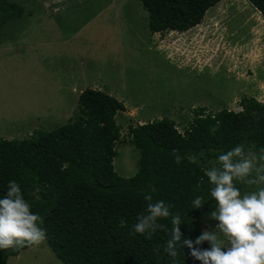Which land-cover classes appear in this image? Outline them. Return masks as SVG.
I'll return each instance as SVG.
<instances>
[{
    "label": "rangeland",
    "instance_id": "rangeland-1",
    "mask_svg": "<svg viewBox=\"0 0 264 264\" xmlns=\"http://www.w3.org/2000/svg\"><path fill=\"white\" fill-rule=\"evenodd\" d=\"M23 8L0 34V138L22 139L75 119L86 88L114 96L121 141L114 170L135 174L129 126L166 116L179 132L197 107L238 111L264 100V18L248 0H221L201 23L151 33L140 0H8ZM210 217L201 230L212 231ZM227 243V238L220 236ZM7 264H63L47 242Z\"/></svg>",
    "mask_w": 264,
    "mask_h": 264
},
{
    "label": "trees",
    "instance_id": "trees-1",
    "mask_svg": "<svg viewBox=\"0 0 264 264\" xmlns=\"http://www.w3.org/2000/svg\"><path fill=\"white\" fill-rule=\"evenodd\" d=\"M147 11L151 33L184 31L201 23L205 13L221 0H140ZM264 18V0H248ZM23 8L0 0V34ZM75 119L51 130H34L18 139L0 138V198L16 181L33 213L43 218L46 242L63 264H201L186 246L173 259L165 251L171 238V218L148 234L133 231L137 216L149 203L163 200L179 214L182 238L202 234L201 224L216 208L206 172L219 167L217 157L239 144L245 151L264 148V100L241 97L238 111L208 112L197 107L181 133L163 116L129 126L128 138L138 150L135 174L122 177L113 166L115 144L121 141L115 116L124 111L121 101L99 89L86 88L78 96ZM182 160L175 162V156ZM241 195L262 185L234 181ZM196 196L204 198L193 208ZM121 220L125 226L121 227ZM19 251L0 250V264ZM193 247L210 249L205 241Z\"/></svg>",
    "mask_w": 264,
    "mask_h": 264
},
{
    "label": "clouds",
    "instance_id": "clouds-1",
    "mask_svg": "<svg viewBox=\"0 0 264 264\" xmlns=\"http://www.w3.org/2000/svg\"><path fill=\"white\" fill-rule=\"evenodd\" d=\"M260 155L245 151L239 144L217 157L219 167H212L206 175L213 185L210 196L216 208L209 213L211 219L218 221L212 231L203 230L195 241L182 238L179 214H173V207L163 200L151 203L152 196L146 194V210L137 216L133 231L149 236L165 225L158 220L171 218V238L167 240L164 251L173 259L178 247L186 246L190 255L201 264H264V187L241 195L234 181L248 185L264 184V148ZM182 160L175 156V162ZM202 196H196L193 208L204 204ZM43 218L33 213L31 205L24 199L20 186L10 181L7 192L0 198V250L19 251L25 246L38 247L46 242V229L42 227ZM120 226H125L121 220ZM223 235L227 243L220 238ZM207 241L210 249L202 250L193 245Z\"/></svg>",
    "mask_w": 264,
    "mask_h": 264
},
{
    "label": "crops",
    "instance_id": "crops-1",
    "mask_svg": "<svg viewBox=\"0 0 264 264\" xmlns=\"http://www.w3.org/2000/svg\"><path fill=\"white\" fill-rule=\"evenodd\" d=\"M213 112H216V111H213ZM213 112H211V113H213Z\"/></svg>",
    "mask_w": 264,
    "mask_h": 264
}]
</instances>
